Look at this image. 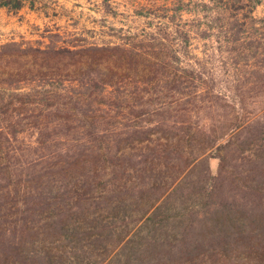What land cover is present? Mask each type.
I'll list each match as a JSON object with an SVG mask.
<instances>
[{
    "label": "trees",
    "instance_id": "obj_1",
    "mask_svg": "<svg viewBox=\"0 0 264 264\" xmlns=\"http://www.w3.org/2000/svg\"><path fill=\"white\" fill-rule=\"evenodd\" d=\"M184 1L0 45V264H264V0Z\"/></svg>",
    "mask_w": 264,
    "mask_h": 264
},
{
    "label": "rangeland",
    "instance_id": "obj_2",
    "mask_svg": "<svg viewBox=\"0 0 264 264\" xmlns=\"http://www.w3.org/2000/svg\"><path fill=\"white\" fill-rule=\"evenodd\" d=\"M34 2L35 10L27 6L17 13H11L5 8H0V45L11 40L48 43L47 36L51 33H62L65 41L72 42L75 39L81 43L117 42L110 34L118 35L119 32L116 31H120L121 28L135 32L151 23H159V19H147L143 16L149 10L154 14L152 8H171L173 5V0H34ZM108 10L110 14H105ZM254 14L258 18H264V5ZM113 28L119 30L113 31ZM197 44L202 45L195 40L194 45ZM209 165L215 174L219 161L210 159ZM149 229L146 226L142 230V236L150 233ZM200 264L258 263L234 257L232 260Z\"/></svg>",
    "mask_w": 264,
    "mask_h": 264
}]
</instances>
